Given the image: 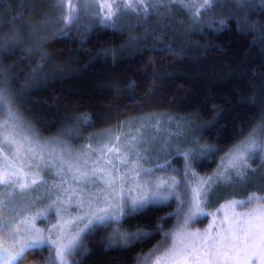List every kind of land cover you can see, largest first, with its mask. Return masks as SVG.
<instances>
[{
    "label": "trees",
    "instance_id": "obj_1",
    "mask_svg": "<svg viewBox=\"0 0 264 264\" xmlns=\"http://www.w3.org/2000/svg\"><path fill=\"white\" fill-rule=\"evenodd\" d=\"M50 1L0 0L5 21L0 38L7 39L13 30L19 33L17 44L0 50V71L28 128L74 140V131L90 136L135 117L167 114L193 123L201 145L216 146L218 151L197 160L203 171H213L216 155L222 156L264 121L260 2L249 0L240 7L233 0H216L213 19L207 22L205 14L197 22L194 10L184 7L189 0L163 1L154 7L156 12L167 6L171 12L162 16L144 12V6L114 25L96 21L81 33L60 35L55 32L59 24L49 29L52 35H39L40 21L59 19L55 9L50 13ZM186 134L188 143L182 148L195 146L189 142L190 132ZM249 173L233 188H217L209 208L225 199L264 193V162ZM171 210L150 208L123 221V233H153L127 246L115 241L109 245L116 224L97 227L86 236L87 254H79L75 264H135L140 253L160 240L156 225ZM26 255L23 264L38 259L41 251Z\"/></svg>",
    "mask_w": 264,
    "mask_h": 264
},
{
    "label": "rangeland",
    "instance_id": "obj_2",
    "mask_svg": "<svg viewBox=\"0 0 264 264\" xmlns=\"http://www.w3.org/2000/svg\"><path fill=\"white\" fill-rule=\"evenodd\" d=\"M163 1L171 3L177 0H138L139 3L147 7L143 9L144 12H148L150 15L156 13L161 16L171 12L169 6L163 8L162 12H156L154 7ZM219 1H217V4ZM256 1L260 2V0ZM123 2L133 3V0H123ZM215 2L212 3L210 10L201 9L199 17L207 14L205 16L208 19L207 22L212 20L211 12L217 6ZM50 3L53 8V12L50 9V13L53 15L55 9V14L60 17V10L56 7L55 0H51ZM105 3L120 5L121 0H64L65 19H68V14L71 12L75 17V22L65 28L63 23H58L52 19L40 21L37 24V27H40L38 30L39 35H46L45 33H48L47 36L52 35L50 34L52 31L49 29L59 24L55 32L60 35L81 33L90 28V23L92 25L96 21L101 25L117 24L118 20L126 14L121 15L119 19L113 18L112 22H101V18L107 13V9H101L99 6ZM137 10H140V8ZM112 11L116 12L117 9L114 7ZM133 14L134 12L130 15ZM45 21L49 22L45 23ZM62 29L63 31H61ZM17 111L26 124L18 109ZM6 119V113L0 115V123ZM179 120L177 117L167 114L145 115L125 120L118 127H108L90 136L74 131L71 136L74 137V140L63 133L50 136L41 135L36 128L27 127L24 134L32 140V151H28L27 144L24 145L23 151L17 152L16 145L0 143V172L7 168L9 172L27 173L26 180L28 182L31 178L38 180L36 185L30 186L25 192H21L18 188L12 186L0 185V264H5L6 253L11 252L13 248L18 250L23 241L28 238V234L24 231L25 225L20 223L25 217H33L37 213H44L43 216L36 218L35 227L45 229V233H47V229L56 224L60 217L68 220L69 217L83 215L90 206L93 209L104 207L107 201L112 200L113 196L118 197L121 192L125 197L142 194V189L138 187V184L144 185L145 182L155 184L160 180L175 176L177 180L182 181L191 188H195L201 181L213 177L221 167L222 158L233 147H230L222 156L216 155L215 159L217 160H215L216 164L214 170H211L212 172L203 171L201 165L197 164V160L192 162L191 156L186 159L184 153H194L207 145H201L199 143L200 139L194 136L196 128L193 123L190 124L187 120ZM261 124H264V121L259 123L255 129H258ZM187 132H190L189 135L191 136L189 142L196 145L182 148V145H186L184 143L188 140L183 136ZM248 136L249 134L236 145H239ZM81 137L82 139H80ZM117 137H119V140L116 139ZM133 137H137V140L133 141ZM178 139H183V141L180 143ZM105 145L107 147H119L122 153H130L127 155L128 162L121 163L116 158V153L107 152ZM171 150L173 154L168 156ZM209 156L206 155L201 158ZM106 161L112 163L106 164ZM248 162L251 167L256 163L264 162V153L256 154ZM133 164H135L137 170L151 171L141 172L140 176L133 180L132 177L135 175V172L132 171ZM186 164L189 166L185 167ZM77 169H79V172ZM93 169L96 170L95 174H93ZM81 173H86V176L81 177ZM250 176V173H248L247 177ZM110 180L114 182V187L108 186ZM201 187H203L202 184ZM129 188L132 189L131 193L128 191ZM253 194L258 197L264 196V193L255 192ZM231 200L247 201V197L225 199L216 208L204 207V214H197L189 222L186 230L202 234L205 229L210 228V225H215L218 229L225 217L231 218L234 213L246 212L255 207V202L230 207L229 201ZM81 202H83L82 205ZM112 202L115 203V201ZM171 206L172 210L170 212H174L175 204L171 203ZM57 209H59V214ZM113 211L115 210L113 209ZM208 213H211V215H208ZM163 223H165L163 227L167 226L165 232H174L180 227L175 217H169ZM114 228L116 227L114 226ZM68 231L69 227L65 225V232ZM211 234H214V232ZM86 236L87 234L83 236L84 248L80 249L75 256H69L67 258L68 264H75V260L77 261L82 256H79V254L86 251ZM163 239L164 237L161 234L160 240L148 250L140 253L138 257L149 256ZM48 255L49 253L45 248L41 251L38 259L29 261L26 264H46L44 258ZM25 259H28L27 255ZM57 264H59L58 261ZM135 264H138L137 259ZM254 264H261V261L256 259Z\"/></svg>",
    "mask_w": 264,
    "mask_h": 264
},
{
    "label": "snow or ice",
    "instance_id": "obj_3",
    "mask_svg": "<svg viewBox=\"0 0 264 264\" xmlns=\"http://www.w3.org/2000/svg\"><path fill=\"white\" fill-rule=\"evenodd\" d=\"M213 2L215 0H190L184 7L194 10L193 19L198 22L200 10H210ZM233 2L243 7L246 3H249V0H233ZM55 3L61 14L57 22L63 23L65 28H68L71 23L75 22V17L69 12L68 19H65L64 0H55ZM260 6L264 8V0H260ZM99 7L107 9V13L101 18V22L108 23L112 22L113 18L119 19L121 15L135 12L138 8H143L144 5L139 3L138 0H133V3H124L121 0L120 5L105 3ZM114 7L117 9L116 12L112 11ZM14 19L16 17H13ZM48 22L45 21V23ZM4 23L3 14H0V32L3 31ZM219 24L224 25L225 21L220 20ZM18 42L19 33L13 30L9 33L7 39L0 38V50L6 46L11 47ZM5 84L9 86L7 88L3 87ZM5 113L7 119L0 123V143L16 145L17 152L23 151L24 145L27 144L28 151H32V140L24 134L27 125L17 111L16 95L11 89L10 82L4 78L3 71H0V115ZM78 119L83 120L84 118L80 117ZM116 139L119 140V137ZM132 139L136 141L137 137ZM105 148L108 153H116V158L121 163L128 162L127 155L130 153H122L120 148L116 146L107 147L105 145ZM216 151L218 149L215 145H207L200 148L199 151L184 153V155L186 159L191 156L192 162H194ZM258 153H264V124L258 126V129H254L239 145H234L222 158L221 167L214 176L201 181L195 188L182 183L175 176L160 180L155 184L150 182H145L144 185L138 184V187L142 189V194L125 197L121 192L118 197L113 196L112 200L107 201L104 207L93 209L90 206L83 215L69 217L68 220L60 217L56 224L47 229V233H45V229L35 227L36 218L43 216L44 213H37L33 217H25L20 223L25 225L24 231L28 234V238L23 241L18 250L13 248L11 252L6 253L4 262L5 264H23L29 251H43L46 248L49 253L44 258L46 264H57V261L59 264H68L67 258L75 256L80 249L84 248V235L91 233L97 227L110 228L113 224H116L117 227L112 235L108 237L109 245L113 241L124 246L137 241L143 242L146 237L153 233L142 229H137L136 232L123 233L120 231L122 222L143 214L150 208L171 206V203H174L175 211L161 217V223L157 224L155 228V232L161 233L164 239L149 256L138 257V264H254L256 259L264 264V196L258 197L251 194L247 197V201H229L230 207L253 202H255V207L246 212L234 213L231 218L225 217L218 229L215 225H210V228L205 229L202 234L186 230L189 222L197 214H204V207L210 206L217 188L223 185L226 186L225 190H227L247 180L248 173L251 170L248 161ZM111 163V161H106V164ZM188 166V164L185 165V167ZM77 171L79 172V169ZM95 171L93 169V174H95ZM132 171L135 172L132 177L135 180L141 172H150L151 170H137L135 164H133ZM27 175V173L20 174L18 171L9 172L5 168L3 172H0V185L12 186L18 188L21 192H25L30 186L38 183L35 178H31L28 182L26 180ZM80 175L84 177L86 173ZM201 184L203 187H201ZM108 186L114 187V182L110 180ZM128 191L131 193L132 189L129 188ZM112 201H115V203ZM57 212L59 214V209H57ZM208 215H211V213H208ZM169 217H175L180 224V227L174 232L163 230L162 224ZM65 225L69 227L67 233L65 232ZM81 225L83 226L81 227ZM212 232L214 234H211ZM81 254L86 255L87 252Z\"/></svg>",
    "mask_w": 264,
    "mask_h": 264
}]
</instances>
